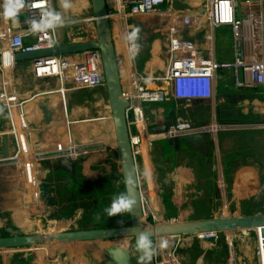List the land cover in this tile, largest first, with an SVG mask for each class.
I'll list each match as a JSON object with an SVG mask.
<instances>
[{"label": "rangeland", "instance_id": "374dc122", "mask_svg": "<svg viewBox=\"0 0 264 264\" xmlns=\"http://www.w3.org/2000/svg\"><path fill=\"white\" fill-rule=\"evenodd\" d=\"M84 1L86 2V4L89 5V0H84ZM172 1L175 4H177V6L174 7V9H177V10L185 9L184 6L186 4L192 3V0H180V1L172 0ZM172 1H169L170 4H167L165 8H167L168 5L170 7ZM199 9L200 8H196L194 4L193 5L191 4L192 11H199ZM89 14H91L90 8H89ZM160 22H158L160 24V27L158 28L159 31H158L157 36H154L156 34H152V36L149 37L148 39V42H147L148 58L146 61H148V59L150 58V51H151L153 41L158 40L161 51H164V42H165L166 36L164 38L163 31L167 33L168 29L166 28L167 24L165 22L162 24ZM82 26L84 27V30H85L86 27L92 26V22H90V24L87 22H84ZM147 26H149V28L152 29V28H155L157 25L152 23L151 25L148 24ZM207 28H208L207 26L203 27V31H204L203 34L198 36L197 38L201 39V37H204V34L208 31ZM142 31L144 30L142 29ZM87 35L88 34L86 33V37ZM119 37H121V34L119 35ZM214 46H215V49H214L215 58L217 61L223 64H230L233 61V58H234L233 44L231 42L230 29L228 27H219L215 29ZM141 64L142 66H140ZM28 65H29L28 62H22L19 66L21 69L19 70L18 68H16L14 70L15 77L27 75L26 67H28ZM136 65L138 68V72L142 73L145 67V63L144 64L141 63V60L138 59L136 60ZM226 79H227L226 81L222 79L218 82V84L216 85L217 87L216 91L218 92V94L219 93L221 94L222 90H224V85L227 84L228 87H230L229 91L230 93H233V96H231L230 98L234 102V103L232 102V104H234L233 106L234 112L236 111L239 114H244V115L252 114L254 116L261 117L263 119L264 109H260V107H258V110H255L256 107L254 106L255 104L253 105V102L256 101V104L261 103L264 105V100H260L258 98H251L255 96L254 92H252L251 89L235 88L232 83V78H230L229 76H226ZM152 81L157 85L162 84V80L161 79L159 80L158 78ZM220 83H223L221 87H220ZM143 86L147 88L146 82H144ZM261 89L263 91L259 92L257 96L258 95L264 96V87H262ZM84 93L86 94L87 92L83 91L82 93H79V92L73 93L70 96V98L74 97V100L78 101V103L84 102V104L89 107L88 108L89 111L85 113L86 116H83V119L81 118L80 120L81 122L84 121L87 124V126H85L84 129L90 132L89 136L92 139L100 140V142H91V143L81 144L83 146L79 148V150L77 151V155L79 154L81 156L80 160L98 159L102 161V163L105 165V171L102 173L101 176L97 178L96 177L91 178L92 180L88 178L89 176L85 175L86 172L84 171H81L80 174L82 175L80 177H76L75 175H70L67 172L61 173L58 170H56L58 167V160L55 159L57 155V151L48 152L47 154L44 155V157L46 156L47 159H44L45 161L40 163L42 168L36 169V176L39 178L40 182H44L48 185L47 188L48 187L52 188V194L54 197V206L52 207V210H53L52 212L54 213V215L53 217L50 216L47 220H45V218L47 217H44L43 215L41 218V222L43 223V225L52 231L54 230L53 227H55V224L58 221H61L64 219L69 220V222H68V225L63 230H60L61 232L95 228L97 227L96 226L97 224L94 227L93 222H98L97 220L99 219L102 221L101 223L102 226L112 225V227H116V226L123 225L128 219V213L126 214V212L118 214L116 216H111V217H109L104 212V209L108 206L113 196L115 194H118V192L120 193L122 192L121 186H123L119 162L117 160V155H115L116 153L114 151L115 150V145L113 142L114 138L111 139V142H113L112 147L107 146V142L105 141L106 133L108 130V123L110 120L109 116L106 117L105 115H101L100 117H96V118H92V117L89 118L87 116V115H91L92 113H94L95 108H98V110H100L103 114L107 112L104 109V106L106 107L108 105L105 90L103 89V90L91 92L90 96H85V97H84ZM99 93H100V97H99ZM50 99H52L51 101L53 102L55 101L53 96L51 97L50 96H42V97L39 96L36 99V104L39 102V100L49 101ZM97 99H99V102L93 103V101H96ZM64 101L66 100L64 99ZM96 103H98L99 105H97ZM72 104H73V100L71 101L70 99V102L67 100V105H66L67 112H71L73 108ZM213 105L214 104H208V103L204 105L203 104L202 105H192V104L190 105L189 104V106L185 108L180 107L181 108L180 110L182 112L178 113V115H181V117L189 119L195 125H200L204 123L210 124L213 121ZM30 107L31 109H34L32 106ZM31 111H34V110H31ZM81 112H84V110L80 111L79 113ZM217 115H218V112L216 108V111H215L216 123L219 124V122H217ZM0 120H2L1 114H0ZM86 120L87 121L94 120V121L93 123H90V122L87 123ZM260 125L261 127H259V125H254V127L251 129H255V130L264 129V124H260ZM88 128H90V130ZM244 129H248V127H244L242 125H235L234 128H231L229 130H244ZM109 130H111V128ZM219 133L220 131L217 132V136H216L217 142H218ZM10 135L11 133H6V134L2 133L0 135V138L3 136L8 137ZM160 138L161 137H158L157 138L158 140L156 139L152 143L153 146L151 148L154 155L156 156L158 155L159 158L162 153L161 147H164V144L166 142ZM207 138L210 140H213V148H214L216 157L219 156L220 159L222 160V163H224L223 162L224 156H222L223 151H221L219 147L217 151V148L214 142V137L208 136ZM228 141H229V144L227 147L224 148L225 151L230 153L233 150L231 152L232 154H235V151H236V155H238V158H236V160L233 161L232 163L233 168L228 173V175H225V178H226L225 182L227 185L225 194H221L218 191L217 186H216V176L214 177L213 188H214L215 198L212 201V204L208 208V212H209L208 217H211V218L227 217V216L222 215L224 212L223 205L225 204L226 205L224 207L227 211L228 216H239L241 214L240 201L244 199L240 200L239 205H238L235 202V199L233 196V176L235 173L234 171L237 167H240L242 165L243 166L248 165V166L255 167L258 170V178H259L260 184L264 186V145L262 144V138H258L256 143L251 146L248 152H244V151L240 152L241 148L237 146L236 142L233 139H228ZM14 145L15 144L13 142V146H12L13 150L15 149ZM0 148H1V142H0ZM13 150H11L12 151L10 152L11 154H13ZM201 152L207 153L206 148L204 147V149L201 150ZM1 159H3L2 155H0V165L8 164V166L3 168V170H12L16 166V164L12 163L10 160L1 161ZM136 160H137V157H136ZM194 160H195V157L189 161L190 165L191 163H193L192 164L193 166L194 163H196V161ZM221 160H220V163H221ZM160 163H161L163 171H170L173 169V166L171 165L170 160H167V159L161 160ZM213 164L215 168L216 166L215 160ZM224 169H225V166L223 165L222 172L224 171ZM94 175L98 176L99 173L95 170ZM15 179H16V186H15L16 194H18V189H19L18 184H20L21 181L19 179V176H16ZM8 184L9 182L7 183V180H0V237L4 236L3 229L8 226H11V224L13 225L14 229L20 230L23 234L32 233L28 231L23 232L21 229L23 228L25 216L23 215L22 207H21L22 199L19 196H17V200H18L17 202L19 206L18 219L20 221V225H19V221L17 224V220L15 219L13 221L11 218L14 215L13 212H11L13 210H10V207L6 204L7 199L4 197L7 192V188L9 187ZM157 186H158L159 191L158 192L155 191V192L158 197L157 200L159 203L157 204L156 202V204H154V202L151 201V204H149L148 206L146 205L144 206V214L146 216L144 217V219L146 222L154 221L155 223H165L164 221L165 212H163L161 210V207L159 208L158 206L162 202L163 207H165L160 191L161 189H165L166 193L168 194L172 191V187H169V186L162 187L160 186L159 183H157ZM146 187H147V183L141 180L139 182L140 193ZM195 189L196 188L190 191L191 195L194 194L197 197L198 195L202 194L201 191L195 190ZM189 195H188V198L190 197ZM47 197H48V194L43 191L42 198H44V201H45L44 202L46 206L45 211L48 213L50 212L49 210L50 207L48 206V204H46ZM254 199L260 205L259 207L261 206L264 207V189L262 190V193ZM231 205H234V208L236 210H232ZM182 210L183 212L181 214V217L179 219L175 218L176 220L184 222V221H191V220L198 219V218H194L196 215L194 216L191 213L192 211L188 210V208L183 207ZM260 210L261 209L259 208V211ZM258 213H262V212H258ZM5 214H7L6 217L4 219H1L2 215H5ZM148 216L151 217V220L150 219L148 220ZM183 217H185V219ZM1 220L3 221L1 222ZM168 221L170 220L168 219ZM115 222H117V225H115ZM228 233L227 232L220 233L217 238H213V239H206V238H200V237L198 238L193 237L192 239L186 238L185 240H191L189 244H183L182 240L178 238V243L176 244V246H172V242L169 240L170 246L174 247L172 251H171V247H169L170 248L169 252L173 254L174 259L177 261L178 264H195L200 259V257H202L203 252H205V255L203 256V259H202L203 264H228L227 262H228V259L230 258L228 242L231 241L233 256H234V260L236 264L245 263V262L249 264L255 263V248L257 247V243H256L257 238L255 235L257 232L255 233V232L249 231L245 235L246 242H247L246 244H248V246L245 245L244 240L240 239L239 234H242V233L237 232V231L236 232L232 231ZM205 240L206 242H208V246H205V249H203L200 241H205ZM153 241H154V247H155V254H154L155 261L160 264H165L166 261L164 257H166V250L164 248H161L162 245L160 242L162 241V239L154 238ZM174 243L175 242H173V244ZM211 243L215 245V249L212 247ZM74 245L78 246L77 243L76 244L74 243ZM116 246H119L122 250H127V253L129 256V259H128L129 264L139 263L135 242L131 238L79 243V249L82 252L81 256H82L83 261L89 262L87 257L91 256L94 259L95 264H112L110 260V256H109V250ZM58 248H60V246L57 244L52 247L44 246L43 252H47L46 255H43L44 253L39 254V251L36 252V251H33V249H29V248L28 249L18 248L15 250L11 249L9 250V252L12 251L13 254L11 257L10 255H7L6 262L8 264V260L11 258L10 260L11 264H14L13 262L15 261V258H17L16 256L18 254H22L24 251H28L29 255L27 256V264H32V260L39 264H54V263L62 264V262L64 261L63 259L65 258V255L67 254L66 248L70 249L72 247L67 246L65 247V249H62L60 251ZM2 252H6V250L4 249L0 250V264H2V256H3Z\"/></svg>", "mask_w": 264, "mask_h": 264}, {"label": "built area", "instance_id": "2783aa9c", "mask_svg": "<svg viewBox=\"0 0 264 264\" xmlns=\"http://www.w3.org/2000/svg\"><path fill=\"white\" fill-rule=\"evenodd\" d=\"M108 2L111 6L108 11V18L111 22H113L114 16L120 18L124 28L123 35L128 47L130 63L133 64L135 71L139 73L136 60L140 54V40L137 41L139 47L136 49L130 45L125 37L133 28H139L140 32L142 29L150 30L151 28L144 25L141 18L156 10L164 9L170 2L169 0H108ZM171 5L173 9L177 6L173 1ZM48 7H52V0H26L25 7L18 17V23L13 24L0 18V52L28 53L51 49L59 45L58 28L55 31L40 33L30 31L28 21L38 18L42 9ZM162 21L159 22L161 24L165 22ZM183 22L182 26L174 28H169L167 24V33L163 31L164 38L166 36L164 52L169 57L166 75L163 78L164 81H162V83H166V87L154 91L148 90L143 86L146 79L141 76L136 79L134 76L131 77V94L125 96L129 100L126 119L130 144L135 158L141 154L138 146L141 141L139 126H142L145 130L148 125L144 114V104L161 103L166 100L182 104L208 102L214 104V108L217 97L216 85L220 80H225L226 76L232 78L235 88L256 90L264 87V0H210L205 21L208 31L201 39L197 37L203 34V29L192 33L190 21L186 19ZM153 23L157 25V29L160 27L158 21ZM219 27L230 29L234 55L230 64H223L215 58L214 32ZM208 33L210 38L207 36ZM78 55L83 56V61L74 65L64 56L44 57L36 61H30L31 74L38 80H59L61 88L58 92L63 94V100L65 99V92L70 89L92 90L104 88L99 53H79ZM0 60L1 69L7 62L2 57H0ZM16 63L14 61L12 65ZM68 84L69 86L66 87ZM10 89V91H6L3 87L0 88V107L10 120H12V110L18 119V126L25 144L24 142L19 143L17 133L13 132L15 149L13 154H10L9 160L12 163L19 164L24 157L30 156V144L33 145L34 143L31 136L33 124L28 120L24 110V106L30 98L20 99L15 90ZM213 122L216 123L214 110L211 123ZM217 125L219 128L212 131L208 128L209 124L195 125L187 118H177L170 123L167 132L158 133V135L163 134L160 139L166 140L207 132L209 136L214 137L216 143L217 132L234 128L233 125ZM47 153L38 152L35 154L39 164L47 159L46 156L44 157ZM72 155H77V152ZM1 161H4V159H1ZM215 174L217 189L221 194H225L227 185L220 162L215 166ZM252 232L255 231L252 230ZM219 234L217 232L203 233L199 234V237L213 239L217 238ZM260 239V245L255 248L256 264H264L262 238Z\"/></svg>", "mask_w": 264, "mask_h": 264}, {"label": "crops", "instance_id": "0c3cea01", "mask_svg": "<svg viewBox=\"0 0 264 264\" xmlns=\"http://www.w3.org/2000/svg\"><path fill=\"white\" fill-rule=\"evenodd\" d=\"M169 1H172V0H169ZM209 1L210 0H192L191 4L192 5L194 4L196 8H200L199 11H192L191 4H186L184 6L185 9H182V10L173 9L171 5L170 7L168 5L167 8L163 10L161 9L156 10L153 13H150L142 17L141 19L144 25H148V24L151 25L153 22H156V21L159 22L163 20L165 21L166 24H168L169 28L182 26V24L184 23L183 21L188 19L191 25L190 26L191 32L196 33L198 30L203 29V27L207 26L205 21H206V11L209 7ZM61 2L62 0H53V6H54L53 8H56L57 10L61 11L66 17V23L62 27H59V29L57 30L58 31V42L60 44H69L73 42L91 40L94 37L92 30H90V28L92 29V26L86 27L85 30H84V27L82 26L84 22H87V20L91 18V16L89 15V5L86 4L84 0H70L71 6L65 10V9L60 8ZM90 20H89V24L91 22ZM86 33L88 34L87 37H86ZM207 36L210 38L209 33L207 34ZM154 42H155V46L154 48L151 47L152 49L150 51V58L148 59V61H146L144 71L140 74L142 75L144 79H146L147 89L159 90V89L165 88V86L163 85L164 82L162 84L157 85L152 80H156L158 78L159 80L161 79L162 81H164L163 78L166 75V69H167L169 57L164 51H161L158 40H155ZM200 45L201 47H203L202 44ZM64 57L66 59H69L72 65L83 61L82 60L83 56L78 55V54L67 55ZM21 63L22 62H18L15 65H11V66L8 65L7 70L9 71V75L11 76V79L8 80V78L6 79V75L5 76L3 75L2 81L4 82V87L6 88L8 86L9 88H12L13 90H15L16 95L20 99L30 98V100L24 106V110H25L28 120H30L33 124L32 127H34L36 123L38 122L40 123L41 121L43 128H47V130L51 131L54 136H58L59 133L64 131L66 135H68V137L76 136L77 138L75 141L77 142H80L81 137L87 140V141L84 140V142H82L81 144H86L91 141L92 142L97 141L98 139L97 140L92 139L89 136L90 132L84 129V127L87 126V124L84 121L81 122L80 120L81 118L83 119V116H86L85 113L89 111L88 110L89 107L86 106L84 102L78 103V101L74 100V97L70 98V96L73 93H76V92L82 93L83 91L87 92L86 94L84 93V97L90 96L91 92L103 90L104 88H97V89H92V90H86V89L71 90L70 89L65 92L66 101H64L63 94L58 92V90H60L61 88V82L57 79H50V80L35 79L31 74V67H30L29 62H28L29 63L28 67H26L27 75L15 77L14 70L16 68L20 70L21 68L19 66ZM13 79L16 82H18V79H19L22 83H20V85L19 84L13 85L14 83ZM28 81L32 88L31 91L26 90V87L22 86L25 82H28ZM68 86L69 84L66 87ZM224 90L225 91H223L221 94L220 93L218 94L217 92L216 103L213 108L214 111H216V108H217V112H219L220 107H222V109H220L221 112L232 111L231 108L230 110L227 107H233L234 104H231V106H229L230 103L227 101V99L233 96V93H230L229 91L230 89H228L226 85H224ZM38 96L40 97L53 96L55 100L54 102L51 101L52 99H50L49 101L39 100L38 103L45 104L47 110L50 111V113H52L51 120L55 122L50 121V120L47 122V120L45 119L46 116L44 115L43 110L37 105L38 103L36 104V99L38 98ZM99 97H100V93H99ZM70 99L71 101L73 100V104H72L73 108L71 112H67L66 110L67 100L70 102ZM99 99H97L96 101H93V103L99 102ZM170 101L171 100H166L164 101V103H168ZM206 103L208 102H193L191 104L192 105H202V104L204 105ZM96 104L99 105L98 103ZM156 104L157 103L144 104V114H145L148 125L145 130L143 129L142 126H139L141 141L138 146H139L141 154L137 157L136 167L138 171L137 173H138L139 182L143 180V182L147 183V187L141 192V197L142 195L145 194L147 199L150 198L151 201L154 202V204H156V202L158 204L159 203L157 200L158 197L155 192V191L157 192L159 191L157 183H159L160 186L162 187L169 186V187H172V191L170 193L172 194V202L176 208L175 218L179 219L181 217V214L183 212L182 210L183 207L184 208L186 207L188 208V210H191L192 211L191 213L194 216L196 215L194 218H198V219L205 218L206 216L209 215L208 208L212 204V201L215 198V193H214V188H213L214 177H215L214 164H212L211 171L209 170L210 176L201 180L196 176V173L193 167H190L192 165H189L188 158L186 155L181 154L179 158L173 157V156L169 157L167 160H170V163L173 166V169L170 171H163L161 163H160V161L163 160V150H162L163 147H161L162 153L160 155V158L158 155L157 156L154 155V153L151 150L153 146L152 143L156 140L155 138L163 136V134L158 135V133H162V132H154L151 129L161 127L166 122H172L176 120L177 118H184V117H181V115H178V113L182 112L180 110L181 109L180 107L185 108L189 106V104L173 102L172 103L173 110H167L165 108L157 106ZM30 106H32L34 109H31ZM107 106L106 107L104 106L105 111H107L106 110ZM254 106L256 107L255 110H258V107H260V109H264V106H257V105H254ZM31 110H34V111H31ZM83 110L84 112L79 113L80 111H83ZM101 113L102 112L98 110V108H95L94 113H92L91 115H87V116L89 118L90 117L96 118V117H100ZM105 115L107 117V112L105 113ZM171 117L173 118V120H169V118ZM7 118L8 117L3 111L2 120H0V123H1L0 124V135L2 133L12 134V132H15L17 133V138H18L19 143H21L23 141V136L18 126V120H14L13 122L14 128L5 130V131L3 130L4 128H7L8 126L7 124H9V121ZM93 121L94 120H89L87 121V123L88 122L93 123ZM204 125L206 124L204 123ZM209 126L208 128L210 130ZM110 128L111 127L108 123V130L106 133L105 141L107 142V146L112 147L114 140L113 142H111V139L113 138V136L111 134V130H109ZM88 129L90 130V128ZM216 129H218V125L216 126ZM10 136L12 137L13 142H14L13 135H10ZM5 138L7 140V136H5ZM206 138L204 139V141L200 142L197 145L192 144V148L197 149L198 151L203 150L204 143H206L205 142ZM78 145H80V143ZM215 146L218 151L219 146H218L217 138H216ZM69 147H75V144L70 145ZM0 149H2V146ZM52 151H57V150H41V151L35 150L34 153L52 152ZM213 157H212V161L214 162L215 160L216 165H217V163H219L221 159L219 156L216 157L215 151L213 152ZM30 161H31L30 165L26 164L28 163V161H22L16 165L19 170L20 178L22 180L21 190L19 191L18 196L21 197L22 199L21 207H22L23 215L25 216L23 228L21 229L24 232L28 231V232H35L39 234H51V233H55V231L58 233V231L63 230L68 225L69 220L64 219V220L58 221L55 224V226L57 225L58 227H53L54 228L53 231L45 227L43 223L41 222L42 215L44 217H47L45 218V220H47L50 217V214L49 212L47 213L45 211L46 210V206L44 203L45 201H44V198H42L43 189L40 187L41 182L39 178L36 176V169L39 168V167H36V163L38 161L36 159H32ZM145 164H147V166ZM220 165L221 167H223L222 160H221ZM103 169L105 171L104 164H103ZM234 172L235 173L233 176V196H234L235 202L238 205H239L240 200L250 198V197L256 198L258 195L262 193L264 186L260 184V181L258 178V170L255 167L248 166V165H244V166L242 165L240 167H237ZM85 175L89 176L88 173H85ZM194 188H196L195 190L201 191L202 194L198 195L197 197L194 194L191 195L190 191L194 190ZM188 195L190 196L189 198H188ZM143 203L144 201L142 200V204ZM225 205H223L224 212L222 215L228 216L227 211L224 207ZM158 206L159 208L162 207V203ZM143 209H144V204H143ZM11 212H13L14 214V211H11ZM6 215L7 214H5L4 216L6 217ZM185 217L183 218L185 219ZM11 218L14 221L16 217L13 215ZM1 219H4V217L2 216ZM17 224H18V221H17ZM249 231L252 232V230H249ZM249 231H239L240 233H242V234H239L240 239L245 241L244 243L246 246H248V244H246L247 242H246L245 235ZM196 237L198 238L199 236H196ZM180 239L182 240L183 244H189L191 241V240H185L182 238ZM167 241H168L167 245H162L163 247H166L164 248L166 250V257H164L166 261L165 264H178L177 261L174 259L173 254L169 252V249H170L169 247H171V251L174 249V247L170 246L169 240ZM170 241L172 242V245H173V242H175L173 246H176V244L178 243V238H175L174 240L170 239ZM200 243L203 249H205V246H208V242H206V240L200 241ZM256 243L258 247L257 240H256ZM77 245L78 246H75L74 242L61 245L63 249H65V247L67 246L72 247L70 249L66 248L67 254L65 255V258L63 259L64 261L62 262V264L63 263L64 264H80L78 263L76 256L80 255L82 252L79 249V243H77ZM211 245L215 249V245H213V243H211ZM228 249L230 251L229 252L230 258L228 259L227 263L236 264L234 260V256H233L232 243L228 244ZM2 253H3L2 264H7L6 257L7 255H10L11 257L13 252L12 251L9 252V250L8 251L6 250V252H2ZM43 253H47V252H43ZM204 255H205V252H203L202 257H200V259L195 264H203L202 259ZM3 257H5V263H4ZM87 258L90 264H94V259L91 256ZM10 260L11 258L8 260V264H11ZM32 264H39V263H36L32 260ZM156 264H160V263L156 262Z\"/></svg>", "mask_w": 264, "mask_h": 264}, {"label": "water", "instance_id": "95a60500", "mask_svg": "<svg viewBox=\"0 0 264 264\" xmlns=\"http://www.w3.org/2000/svg\"><path fill=\"white\" fill-rule=\"evenodd\" d=\"M89 2L92 9V18L90 21L92 22V33L94 36L91 40L73 42L69 44H59L51 49L28 53L16 52L14 53V61L17 63L30 62L44 57L67 56L79 53L88 54L90 52L99 53L104 80V89L107 94L110 106V114L112 117L117 141L116 150L121 170L124 192H127L128 195L132 196L136 200V207L132 211L128 212V219L123 225L110 228L94 226L95 228L91 229L31 236L29 234H23L20 230L14 229L12 226H8L4 228L6 236L0 237V250L4 248L30 249L39 243L46 242L85 243L127 238L133 239L136 246V234L145 230H150L153 233L152 239L160 236H170L172 239H175L184 235L193 237L203 233H224L225 230H232L236 232L243 229L253 230L254 227H257L259 229V235L262 238L264 255V213H256L252 215L240 214L239 216L219 218H211L206 216L205 218L183 222L178 221L175 218H170L171 221H168L166 208L163 207L165 212V223L161 224L155 223L154 221H145L144 217L146 216L143 212L142 197L139 189L136 158L132 152L126 119L129 100L128 98L124 97L122 92L118 61L112 36V22L108 18V11L110 10L111 6L108 0H89ZM151 30H144L140 32V53L147 46L149 37H151L152 34H156L154 36H157L158 34V29L156 27L152 28ZM38 106L42 108L44 115L46 116L45 119L51 120L52 113L47 110L45 104L38 103ZM169 120H173V118L171 117ZM170 123L171 122H166L163 126L152 128L151 130L154 132H166L170 126ZM245 127L253 128L254 125ZM208 136L209 135L207 132H200L168 138L166 139V142L176 150L182 141H187L191 144L197 145L204 141V139ZM82 146L83 145L81 144H76L75 147L57 150L55 159L58 160V167L56 170L67 172L73 175L75 172L76 163L80 160L81 156L79 154L77 156H73L72 154L77 152ZM0 155L3 156L4 161L9 160L10 154L8 151L6 138L3 140L2 149H0ZM7 166L8 164L0 165V173H2V171H4L3 168ZM0 180H3L1 176ZM47 186L48 185L44 182L40 183V187L48 194L46 204H48L50 207V216L53 217L54 213L52 212V207L54 206V197L52 194V188H47ZM2 216L5 218L4 215ZM136 250L139 264H156L154 255L150 260L145 262L141 259V253L139 250L137 248ZM23 255L25 258H27L29 252L24 251ZM109 256L112 264H129L127 250H122L119 246L111 248L109 250Z\"/></svg>", "mask_w": 264, "mask_h": 264}, {"label": "trees", "instance_id": "16d2710c", "mask_svg": "<svg viewBox=\"0 0 264 264\" xmlns=\"http://www.w3.org/2000/svg\"><path fill=\"white\" fill-rule=\"evenodd\" d=\"M147 50H148V48L146 46L145 49L138 55V59H140L141 63H143V64L144 63L146 64L145 61L148 58ZM140 66H142V64ZM226 80L227 79L225 78L224 81H226ZM222 85H223V83H220V87ZM226 87H228V85ZM228 89H230V87H228ZM251 90H252V92H254V95H255L251 98H258L260 100H264V96H259V95L257 96V94L259 92L263 91L261 88H258L256 90L255 89H251ZM223 91H225V90H222V92ZM255 92H256V94H255ZM227 101L230 103L229 106H231V104L233 102L232 99L229 97L227 99ZM172 103H173L172 101H170L168 103L161 102V103H157L156 105L159 107L165 108L167 110H173V104ZM254 104L257 106H264L261 103L256 104V101L253 102V105ZM227 108L228 109L231 108L232 111L221 112L220 109H222V107L219 108V112L217 115V122H219V124L233 125V126H235V125L251 126V125L264 124V120L261 117L254 116L252 114H249V115L248 114L247 115L239 114L236 111L234 112L233 107H227ZM0 114L1 115L3 114L1 107H0ZM258 138H262V144L264 145V129L255 130V129H251V128L249 129L248 128V129H244V130H225L222 132L220 131V133L218 134V146H219L220 150L223 151L222 156H224V161H223L224 162L223 165L225 166V169L223 171L224 178H225V175H228V173L233 168L232 163H233L234 159L238 158V155H236V151H235V154L231 153L233 150L230 153L225 151L224 148L227 147L229 144L228 139H233L236 142L237 146L239 148H241L240 152L241 151L242 152L243 151L248 152L250 150L251 146L256 143ZM164 141H166V140H164ZM205 142L206 143H204V147L206 148L207 153H202L201 151H198L197 149H193L192 144L187 142V141L180 142V145H179L178 149H176V150L172 146L168 145L167 142H165L164 147L162 149L163 150V160H166L171 156L179 158L181 154H184L187 156L188 163H189V161L195 157L194 161H196V163H194L195 165H193L191 167H193V169L195 170L196 176L199 179H201V180L205 179L208 176H210L209 170L211 171V167L213 164L212 157H213V152H214L213 140L206 138ZM192 164L193 163H191V165ZM189 165H190V163H189ZM95 170L99 173L98 176L94 175ZM58 171L61 173H64L60 170H58ZM81 171L88 173L89 179H91L93 177L97 178V177L101 176L103 171H104L103 163H102V161H100L98 159L80 160L76 164L75 172L73 175H75L76 177H80L82 175V174H80ZM121 188H122V192H124V187L121 186ZM118 193H120V192H118ZM160 194H161L163 201H164L167 218L168 219L175 218L176 208L172 202V194L171 193L167 194L165 189H161ZM13 199H14V209H15V217H16L15 219L17 221H19V219H18V217H19V206H18V202H17L18 200H17V194H16V188L15 187H14V191H13ZM259 206L260 205L256 202L254 197L244 199V200L240 201L241 214L252 215V214H256L258 212L264 213V207L263 206L259 207ZM259 208L261 209L260 211H259ZM231 209L235 210L234 205H231ZM127 213L128 212H126V214ZM149 219L151 220L150 217H148V220ZM97 221H98V224L96 225L97 227H101V228L112 227V225L102 226L101 225L102 221L100 219ZM19 225H20V221H19ZM115 225H117V222H115ZM11 226L13 227L12 224H11ZM3 234H4V236H6V233L4 230H3ZM161 247H163V246H161ZM163 248H166V247H163ZM16 257L17 258H15V261L13 262L14 264H27V258H25L23 256V254H18ZM239 264H249V263L245 262V263H239Z\"/></svg>", "mask_w": 264, "mask_h": 264}, {"label": "bare ground", "instance_id": "6f19581e", "mask_svg": "<svg viewBox=\"0 0 264 264\" xmlns=\"http://www.w3.org/2000/svg\"><path fill=\"white\" fill-rule=\"evenodd\" d=\"M89 8L91 9V5H90V2H89ZM52 7L53 6V0H52ZM92 18V9H91V14H89ZM89 18L87 20V23H89V20L91 19ZM59 29V27H58ZM90 30H92L90 28ZM123 26H122V23L120 21V18L118 16H114L113 17V22H112V36H113V40H114V47H115V51H116V56H117V61H118V66H119V71H120V81H121V84H122V92H123V95L124 97L128 94H131V82H132V79L131 77L134 76V78L136 79L137 77L141 76V74L137 73L135 71V68L133 66L132 63H130V56H129V52H128V47H127V44L125 42V39H124V35H123ZM121 34V37H119V35ZM155 46V42L153 41L152 43V48H154ZM151 48V49H152ZM8 64L6 63L5 66L1 67L0 69V87H3L4 89H6V91H10L11 89L7 86L6 88L4 87V82L2 81V77L3 75L5 76L6 75V79L8 78L11 79V76L9 75V71L7 70L8 68ZM131 69H132V73L130 74L131 72ZM136 73V75H135ZM130 81V83H129ZM13 85L14 84H19L22 83L19 79H18V82H16L14 79H13ZM165 87H166V83L163 84ZM22 86L26 87V90H29L31 91V85L28 82H25ZM148 90H155V89H148ZM106 92V91H105ZM39 97V96H38ZM106 97H107V94H106ZM37 98V97H36ZM107 102H108V98H107ZM26 105V104H25ZM107 116H109V125L111 127V134L114 138V145H115V153L117 155V150H116V147H117V141H116V136H115V132H114V126H113V121H112V117H111V114H110V106H109V102H108V106H107ZM11 117H12V120L9 119L8 115H6L8 118V121H9V124H7V128H4L3 130H9V129H12L13 128V122L14 120H18L16 118V114L15 112L12 110L11 111ZM101 115H105V113H101ZM106 116V115H105ZM49 120H47L48 122ZM50 121H53V120H50ZM55 122V121H53ZM216 123H210V130H216ZM219 128V126H218ZM31 136H32V144H30V149L31 151H29V157H24L22 161H28V163H26L27 165H30L31 164V161L32 159H36L35 157V154L34 151L38 150V151H41V150H60V149H64V148H68L70 145H76V144H81L82 142H84V139L85 138H82L80 139V142H77L75 141L76 140V136H72V137H68V135H66V133L64 131H62L61 133H59L58 136H54L52 134L51 131L47 130V128H43V125H42V122L40 121V123H36V125L34 127H31ZM167 132V131H166ZM13 133V132H12ZM12 135V134H11ZM5 139V136L1 137L0 138V142H1V146L3 144V140ZM22 141V140H21ZM24 144H25V140L23 139ZM92 142V141H91ZM89 142V143H91ZM94 142H100V141H94ZM12 146H13V139L11 136H8L7 137V147H8V151H9V154H11L10 152H12L11 150L12 149ZM117 160H118V155H117ZM5 163V162H3ZM15 164V163H14ZM17 165V164H16ZM147 166V164H145ZM36 167H39V168H42L41 165L39 164V162L36 163ZM17 173V174H16ZM0 176L3 178V180H7V183L9 182L8 184V188H7V192L5 194V198L7 199L6 201V204L10 207V210H13L14 211V216H15V209H14V199H13V191H14V187L16 186V180H15V177L16 176H19V179L21 181L20 184H18V193L19 191L21 190V184H22V180L20 178V174H19V170L17 168V166H15L12 170H4L2 171V173H0ZM18 196V194H17ZM142 200L144 201V206H148L149 204H151V199H147L145 194L142 195ZM153 202V201H152ZM142 204V205H143ZM161 210L164 211V208L163 206L161 207ZM143 212H144V209H143ZM225 216V215H224ZM229 217V216H227ZM170 220V219H169ZM3 220H1L2 222ZM171 221V220H170ZM96 224H98V222H94L93 223V226H95ZM163 224V223H161ZM55 227H58L57 225ZM4 230V229H3ZM253 230H257L256 232V238H257V241H258V246L260 245V238L261 236L259 235V229L257 227H254ZM23 231V230H22ZM58 231V230H57ZM239 231H249L248 229H243V230H239ZM237 231V232H239ZM24 232V231H23ZM61 231H58V233H60ZM224 232H232V230H225ZM29 235L31 236H35V235H49V234H39V233H35V232H32V233H28ZM51 234H57V232L55 231V233H51ZM230 234V233H228ZM197 236H200L199 234ZM180 238L182 239H192L193 237H196V236H179ZM159 239H162V240H170L172 239V237L170 236H160V237H157ZM72 243V242H70ZM76 243V242H74ZM229 243L231 244V241H229ZM59 245L60 250H62L63 248L61 247V245L63 244H67V243H39L37 244L36 246H33L31 247L30 249H33V251H36L38 252L39 251V254H42L43 253V247L44 246H54V245ZM76 246V245H75ZM12 248H4V250H11ZM12 250H15V249H12ZM47 253H44L43 255H46ZM82 254V253H81ZM78 255L76 256L77 260H78V263H81L82 264H90V262H85L83 261L82 259V256ZM50 256V255H49ZM81 257V258H80ZM3 260H4V263H5V257H3ZM75 260V259H74ZM257 263V260H256V257H255V263L253 264H256ZM64 264V263H63ZM95 264V263H94Z\"/></svg>", "mask_w": 264, "mask_h": 264}, {"label": "clouds", "instance_id": "9594fccd", "mask_svg": "<svg viewBox=\"0 0 264 264\" xmlns=\"http://www.w3.org/2000/svg\"><path fill=\"white\" fill-rule=\"evenodd\" d=\"M26 0H0V18L8 20L13 24L18 23V17L21 10L25 7ZM71 6L70 0H62L60 8L68 9ZM30 31L33 33L55 31L66 23L64 14L56 8L48 7L41 11L38 18L28 21ZM130 45L138 49L137 43L140 39L139 28H133L125 37ZM2 57L9 66L14 63L15 55L11 51L0 52ZM136 207V200L128 195L127 192L115 194L111 199L104 212L109 216H116L121 213L130 212ZM153 233L150 230L140 231L136 234V248L141 253V259L145 262L150 260L155 254ZM161 245H167L166 240H162Z\"/></svg>", "mask_w": 264, "mask_h": 264}]
</instances>
